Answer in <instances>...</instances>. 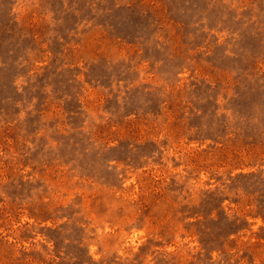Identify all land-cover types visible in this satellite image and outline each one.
<instances>
[{
	"label": "rangeland",
	"instance_id": "1",
	"mask_svg": "<svg viewBox=\"0 0 264 264\" xmlns=\"http://www.w3.org/2000/svg\"><path fill=\"white\" fill-rule=\"evenodd\" d=\"M0 264H264V0H0Z\"/></svg>",
	"mask_w": 264,
	"mask_h": 264
}]
</instances>
